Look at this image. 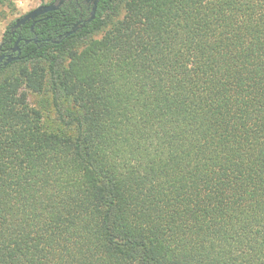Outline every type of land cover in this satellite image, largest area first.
Wrapping results in <instances>:
<instances>
[{"label":"trees","instance_id":"obj_1","mask_svg":"<svg viewBox=\"0 0 264 264\" xmlns=\"http://www.w3.org/2000/svg\"><path fill=\"white\" fill-rule=\"evenodd\" d=\"M92 7L4 33L0 264H264V0Z\"/></svg>","mask_w":264,"mask_h":264},{"label":"water","instance_id":"obj_2","mask_svg":"<svg viewBox=\"0 0 264 264\" xmlns=\"http://www.w3.org/2000/svg\"><path fill=\"white\" fill-rule=\"evenodd\" d=\"M65 1L67 0H57L54 3H44L41 4L39 6H37L36 8L32 9L31 11H29L28 13L24 14L23 16L17 18L15 20L14 25L12 26V28H18L22 25L27 24L28 22L33 21L31 28L33 29L34 26L36 25V23L40 20H42V18H40L41 16L49 13V12H54L59 10L63 4L65 3ZM90 1V0H89ZM93 2V7H92V11H91V15L89 18H87L84 22H82V20H79L77 23H75V25L72 27V29L68 32L65 33V36L68 37L71 34L75 33L78 29L85 27V25L87 24V22H91L97 13V8H98V3L100 0H91ZM49 18V17H46ZM63 38V36H60V40ZM32 40H34L35 42H38V38L35 37L33 39H29L26 40L25 44H29ZM60 40L56 41L53 40L54 42H60ZM21 41V37L18 38L17 42H16V46L13 48L14 52H16L18 50V54L17 55H13V54H9L7 56V60L4 61L2 64H0V68L1 66H8L10 63H12L13 61L19 60L22 50L21 48H19V43ZM2 47H0V51H1ZM6 57V55H3L0 57V60H3Z\"/></svg>","mask_w":264,"mask_h":264},{"label":"rangeland","instance_id":"obj_3","mask_svg":"<svg viewBox=\"0 0 264 264\" xmlns=\"http://www.w3.org/2000/svg\"><path fill=\"white\" fill-rule=\"evenodd\" d=\"M44 3H49V0H22V1H19L17 4V10L13 13H9L7 18L5 20H3L2 22H0V43L3 39V36H4L6 29L8 28V26L13 21H15L17 18L23 16L24 14L28 13L32 9H34L37 6L44 4ZM98 36H100V34ZM42 97L43 96L31 95V101L35 104L37 103L38 105L42 106L46 110L47 115L51 116L50 110L48 109L49 107L47 108L42 103H40L42 101ZM48 98L50 101L49 95L44 97V99H46V100ZM51 113L53 115L54 109L51 111Z\"/></svg>","mask_w":264,"mask_h":264},{"label":"flooded vegetation","instance_id":"obj_4","mask_svg":"<svg viewBox=\"0 0 264 264\" xmlns=\"http://www.w3.org/2000/svg\"><path fill=\"white\" fill-rule=\"evenodd\" d=\"M87 1L93 4V2H92L91 0H90V1L87 0ZM50 13H51V12H49V13H47V14L41 16L40 18L43 19V18L49 17V16H50ZM28 23L30 24V27H31L33 21L28 22ZM28 23H27V24H28ZM13 25H14V24H13ZM13 25H11V28H12ZM25 25H26V24H25ZM22 26H23V25H22ZM20 27H21V26H20ZM20 27H18V28H15V27L12 28V33H13V35L16 34V32L18 31V29H19ZM31 30H33V29L31 28ZM19 37H21V36H18V38H19ZM35 37H37V36H35ZM35 37H33V38H35ZM18 38H17V40H18ZM33 38H31V39H33ZM17 40L15 41V43L13 44L12 47H9V46H6V42L4 41V39H2V41H1V43H0V47H2V49H1V51H0V57L3 56V55H6V57H5L3 60H0V64H2L4 61L7 60V56H8L9 54H13V55H17V54H18V50H17L16 52H14V50H13V48L16 46V42H17ZM26 40H29V39H26ZM26 40H25V42H26ZM25 42H23L22 37H21V41H20V43H19V48H21V50H23V47H24V45H25Z\"/></svg>","mask_w":264,"mask_h":264}]
</instances>
